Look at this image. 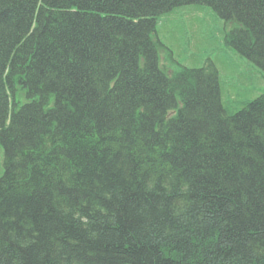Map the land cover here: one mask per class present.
Returning <instances> with one entry per match:
<instances>
[{
    "label": "trees",
    "instance_id": "1",
    "mask_svg": "<svg viewBox=\"0 0 264 264\" xmlns=\"http://www.w3.org/2000/svg\"><path fill=\"white\" fill-rule=\"evenodd\" d=\"M187 5L264 75V0H0V264H264V91L160 64Z\"/></svg>",
    "mask_w": 264,
    "mask_h": 264
},
{
    "label": "rangeland",
    "instance_id": "2",
    "mask_svg": "<svg viewBox=\"0 0 264 264\" xmlns=\"http://www.w3.org/2000/svg\"><path fill=\"white\" fill-rule=\"evenodd\" d=\"M231 27L210 8L197 5L182 6L162 15L156 26V35L164 44L159 51L160 64L175 73L183 67H201L211 60L218 69L221 100L229 114L264 91L263 71L224 42ZM3 170L0 146V177Z\"/></svg>",
    "mask_w": 264,
    "mask_h": 264
}]
</instances>
